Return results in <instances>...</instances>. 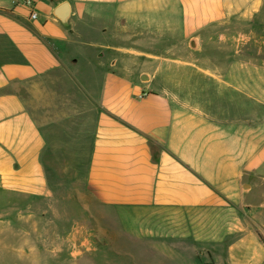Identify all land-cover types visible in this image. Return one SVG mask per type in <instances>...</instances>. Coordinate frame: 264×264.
<instances>
[{"label": "crops", "instance_id": "1", "mask_svg": "<svg viewBox=\"0 0 264 264\" xmlns=\"http://www.w3.org/2000/svg\"><path fill=\"white\" fill-rule=\"evenodd\" d=\"M62 4L66 24L54 16ZM263 10L264 0H0V196L55 204L68 185L55 166L68 157L98 239L101 210L238 220L218 211L264 198V52L239 31ZM111 14L122 26L130 17V88L119 91L106 44L95 111L59 119L34 95L41 127L24 94L61 68L72 34Z\"/></svg>", "mask_w": 264, "mask_h": 264}, {"label": "rangeland", "instance_id": "2", "mask_svg": "<svg viewBox=\"0 0 264 264\" xmlns=\"http://www.w3.org/2000/svg\"><path fill=\"white\" fill-rule=\"evenodd\" d=\"M122 21L111 14L108 19L90 22L89 30L72 34L61 68L43 76L35 94H24L41 127L47 119L36 109L34 95L42 104L50 103L49 107L57 104L59 119L95 111V72L110 67L109 61H97L95 56H106V44L111 45V55L117 59L113 68L119 77V91L122 93L127 85L130 88V79L136 78L130 76V17L124 26ZM245 26L239 30L244 38L261 44L264 52V10ZM73 44L101 46L84 49ZM48 111L50 124L54 112ZM67 162L68 157L61 158L55 166L65 171L61 177L68 184L55 204L0 196V264H264L262 191L245 200L253 209L218 211L238 216L230 222H195L196 213L203 211L184 212L178 219L165 220L149 214L138 217L130 210H101L98 226L107 238L98 239L93 236L95 224L83 203L81 187H70L77 178ZM55 177L59 179L58 174ZM236 225L243 231L235 232Z\"/></svg>", "mask_w": 264, "mask_h": 264}, {"label": "water", "instance_id": "3", "mask_svg": "<svg viewBox=\"0 0 264 264\" xmlns=\"http://www.w3.org/2000/svg\"><path fill=\"white\" fill-rule=\"evenodd\" d=\"M54 16L58 18L63 24H66V19L69 18V8L67 4H62L54 11ZM197 40L191 43L193 49H198L194 44H197Z\"/></svg>", "mask_w": 264, "mask_h": 264}, {"label": "built area", "instance_id": "4", "mask_svg": "<svg viewBox=\"0 0 264 264\" xmlns=\"http://www.w3.org/2000/svg\"><path fill=\"white\" fill-rule=\"evenodd\" d=\"M29 5H31V2L28 3ZM32 20H34L36 18V15L35 14H31V17H30Z\"/></svg>", "mask_w": 264, "mask_h": 264}]
</instances>
